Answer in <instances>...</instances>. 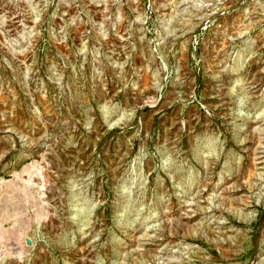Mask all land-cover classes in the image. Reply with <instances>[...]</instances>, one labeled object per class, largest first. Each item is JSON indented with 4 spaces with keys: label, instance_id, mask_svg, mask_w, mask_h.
Masks as SVG:
<instances>
[{
    "label": "rangeland",
    "instance_id": "374dc122",
    "mask_svg": "<svg viewBox=\"0 0 264 264\" xmlns=\"http://www.w3.org/2000/svg\"><path fill=\"white\" fill-rule=\"evenodd\" d=\"M0 264H264V0H0Z\"/></svg>",
    "mask_w": 264,
    "mask_h": 264
}]
</instances>
